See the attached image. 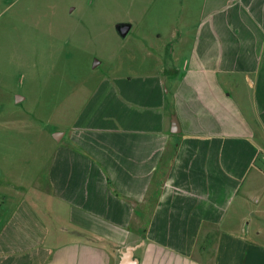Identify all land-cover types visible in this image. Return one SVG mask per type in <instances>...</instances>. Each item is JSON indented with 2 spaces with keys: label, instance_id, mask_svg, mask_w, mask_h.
I'll list each match as a JSON object with an SVG mask.
<instances>
[{
  "label": "crops",
  "instance_id": "0c3cea01",
  "mask_svg": "<svg viewBox=\"0 0 264 264\" xmlns=\"http://www.w3.org/2000/svg\"><path fill=\"white\" fill-rule=\"evenodd\" d=\"M129 1L114 70L1 89L0 264H264V0Z\"/></svg>",
  "mask_w": 264,
  "mask_h": 264
},
{
  "label": "rangeland",
  "instance_id": "374dc122",
  "mask_svg": "<svg viewBox=\"0 0 264 264\" xmlns=\"http://www.w3.org/2000/svg\"><path fill=\"white\" fill-rule=\"evenodd\" d=\"M120 2L15 0L7 11L0 13V98L8 97V91L1 89L21 86L30 91L50 80L59 91L81 82L92 83L97 75L114 70L115 64L127 54H137L139 48L132 43L131 35L119 36L113 24L115 18L138 20L143 10L136 1ZM161 11L162 5L154 7L146 23L156 26L161 17L156 12ZM98 57L102 63L93 68ZM124 60L130 64L128 59ZM51 76H57L62 83H55ZM31 103L32 100L26 102L20 109L18 128L24 130V141L20 134L18 142L20 146L24 142L25 149L35 150L44 137L39 132L31 134L32 124L23 123L24 110ZM42 148L48 149L49 144L43 143Z\"/></svg>",
  "mask_w": 264,
  "mask_h": 264
},
{
  "label": "water",
  "instance_id": "95a60500",
  "mask_svg": "<svg viewBox=\"0 0 264 264\" xmlns=\"http://www.w3.org/2000/svg\"><path fill=\"white\" fill-rule=\"evenodd\" d=\"M129 27V24H122L119 28L118 31L121 35H125L127 29ZM139 244L135 245H128L126 246L120 254L119 257V262L118 264H137V260L134 257V250Z\"/></svg>",
  "mask_w": 264,
  "mask_h": 264
}]
</instances>
